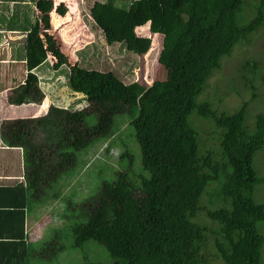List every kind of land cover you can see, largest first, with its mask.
Here are the masks:
<instances>
[{"label":"trees","instance_id":"trees-1","mask_svg":"<svg viewBox=\"0 0 264 264\" xmlns=\"http://www.w3.org/2000/svg\"><path fill=\"white\" fill-rule=\"evenodd\" d=\"M116 1L127 0L96 2L91 8L107 43H123L142 57L153 40L136 29L149 25L154 37L163 36L158 62L169 75L152 84L125 83L113 72L70 65L49 32L53 0L36 1L40 14L26 36L28 74L10 103L43 102L33 70L51 54L54 69L67 67V86L83 95L86 106H51L43 116L3 123V142L24 150L26 189L21 202L7 209L20 218L21 232L4 242L14 246L0 264L35 260L36 246L26 241L24 230L26 207L50 203L53 190L51 198L57 199L59 183L77 166L78 153L100 142L108 143L101 149L105 155L120 147V169L94 196L62 209L63 227L59 220L53 240L43 243L51 250L42 255L40 248V258L51 254L56 260L67 250L66 241L71 264H100L90 262L93 247L103 248L112 264H264V202L254 198L264 184L255 166L264 150V113L250 110L264 95L255 92L262 85L261 63L247 60L249 75L243 78L252 93L237 109L220 108L224 94L216 88L212 97L208 90L223 60L264 26V0L254 3L252 13H247L248 0H134L128 10L116 7ZM55 11L65 16L67 7L61 3ZM60 22L55 16L58 28ZM122 118L129 120L127 130ZM200 124H210L212 131Z\"/></svg>","mask_w":264,"mask_h":264},{"label":"rangeland","instance_id":"rangeland-1","mask_svg":"<svg viewBox=\"0 0 264 264\" xmlns=\"http://www.w3.org/2000/svg\"><path fill=\"white\" fill-rule=\"evenodd\" d=\"M82 1V6L78 9V6H80L79 0H59V5L61 2L65 3L64 5L67 7V13L65 16L58 15L56 11L51 13L53 21L55 16H57L61 21L59 29L53 23L51 24V30H54V34L57 35L63 43V45H61L60 42L58 44L60 45L62 52L67 56L68 63H70L71 60H76L80 61V63L77 64L85 69L100 72H113L125 83L139 81L143 84H152L155 81L168 77L169 70L165 69L158 62V56L162 50V35H156L154 37V35H152L149 31V25L136 29L139 36L151 37L153 40L151 49L142 57L129 52L123 43L108 44L105 35L95 26V22L91 15V8L96 2L107 3L108 0ZM133 1L134 0L116 1L115 5L116 7L128 10ZM258 1L259 0H248L247 13H252L254 3H257ZM28 2H33V6H36L35 0H28ZM58 2H56V5ZM244 12L245 8L240 14V18L243 17ZM16 13L18 14L19 12L17 11ZM250 15L252 17V14ZM24 17L26 18L27 16ZM31 27V23H23L19 39L14 44L16 47L26 44L27 32L31 29ZM67 28H70V30ZM65 35H68L67 42L65 40ZM69 39L70 42L68 41ZM50 58L53 66L55 59L52 57ZM250 58L254 59L257 63H261L262 66V77L259 78V83L262 85H258L255 89V92L260 94L261 92H264V26L256 32V35L251 37L250 43H240L232 55L223 60L221 69L216 71L209 80L208 90L210 91V95L212 97L215 95L214 90L216 88L220 94H224L225 98L220 108L235 110L242 101H248L250 99L252 92L249 90L247 85H245L246 81L243 78L244 76L249 75L250 67L247 64V60ZM70 65H74V63H70ZM47 66L48 63H46L44 67ZM66 70L67 67H62V69L58 71L57 81H48V76L54 72L52 68L49 71L43 72V75L41 74V76L39 75L38 77H41V85L42 83L47 82L46 84H49L50 86H56L58 96H63V99L70 101L72 100V97L66 91V89H69L67 86V80L64 75H61L65 74L63 71L66 72ZM79 103L82 102L79 101L78 104ZM51 104L52 102L47 96L44 101L45 108L50 109ZM55 105L71 110L82 109V107H73L63 100L60 104L58 103ZM253 108H255V110ZM250 110L251 113L254 111L255 115L257 113H264L263 94L258 95V97L253 101L250 106ZM89 121H93V118H90ZM252 121L253 115L250 117V122ZM128 123L129 120L127 118H122L121 125L123 130H127L129 128L127 126ZM200 126L203 127L206 132L212 131V126L210 124H208V126L200 124ZM203 128H201V131ZM127 133L129 134V132ZM107 144V142H100L94 149L83 150L78 153L77 166L69 174L65 175L59 183L60 189H58L60 191V195L58 198H51L55 191L53 190L52 194L48 195L50 197L48 202L50 203L43 206L35 204L34 207L31 208L32 213L30 215L38 217V213L40 214L39 219L41 220V226L39 237L43 238L42 241L33 243L36 246L35 249L38 254L32 264H71L70 238L67 240L69 246L66 241H64V244L67 246V250L57 255V257H55L57 258L56 260L51 257V254L44 255V258H40L41 256L39 255V251L41 248L42 252L44 248V253H42L43 255L46 254L47 251L49 252L51 250L47 249L48 247H45L43 243L53 240L55 237V230H52L53 228L61 227L62 221L59 218V214L62 212V209L70 204V202H72L73 205H77L78 203H83L89 197L94 196L99 191L98 188L101 187L103 181L112 179L114 172L120 169L117 162L120 147H115L112 153H109L107 150V154L105 155L104 147ZM95 145H97V143ZM101 149L104 151L101 152ZM261 152L262 154L259 156ZM261 152L258 154L259 157H256L255 166L258 173L261 176H264V174H262L264 173V150ZM103 154L104 156H102ZM257 159L259 163L257 162ZM259 190L262 191L259 192ZM254 198L257 203L264 202V184L258 186L254 194ZM71 213L73 212L69 211V214ZM56 221L58 222V226ZM63 221L64 224L67 225L71 223L70 220L68 222L67 220ZM262 232L264 233V226H262ZM65 233L68 232L65 231ZM89 256L91 263L112 264L111 261H113L109 254L101 247H93L89 249Z\"/></svg>","mask_w":264,"mask_h":264},{"label":"crops","instance_id":"crops-1","mask_svg":"<svg viewBox=\"0 0 264 264\" xmlns=\"http://www.w3.org/2000/svg\"><path fill=\"white\" fill-rule=\"evenodd\" d=\"M58 1L53 0V11L59 5ZM79 1L80 6H78V9H80L83 2L82 0ZM56 2H58L57 5ZM33 4V2L30 3L28 0H0V244L3 243L0 245V257H4L5 255V259L8 254V249L11 250L14 245L7 247L4 242L9 239L8 237L18 236L21 232L20 218L12 213H8L7 209H13L14 204H19L23 199V193L26 189V178L24 150L19 147H9L3 142L1 138L3 123L10 120L37 118L45 115L49 110L44 106V101L47 96L52 102L51 106L60 104L62 100L73 107L84 108L86 106L83 102L78 104L83 98L82 94L73 93L70 89H66L67 93L72 97V100L68 101L63 99V96H58L56 86H50L46 84L47 82L41 85V77H38L39 75L41 76L43 72L49 71L52 68L54 72L48 76V81H57V73L62 69H54L50 61V57L54 58L51 54H48L47 59L33 70V73L38 74L39 86L45 96L43 102L41 104L30 103L22 105L10 103V99L15 96V90L25 83L28 74L25 55L26 44L20 47H16L14 44L19 39L23 23L28 22L33 26L40 14ZM17 11L19 12L18 14L16 13ZM24 16L27 17L25 18ZM51 20V24H53L54 21L53 19ZM70 28L67 29L70 30ZM49 32L55 36L58 43L60 42L63 45L58 36L54 34V30H50ZM65 40L67 42V35H65ZM46 63H48V66L44 67ZM70 63L79 64L80 61L71 60ZM61 75H64L67 80L65 74ZM10 203H12V206L9 205ZM30 209L28 206L25 210L26 221L24 222V230L27 236L26 241L33 244L42 241L43 238L39 237L41 226L40 214L38 213V217L30 215L32 213ZM31 262L33 263L34 259Z\"/></svg>","mask_w":264,"mask_h":264}]
</instances>
